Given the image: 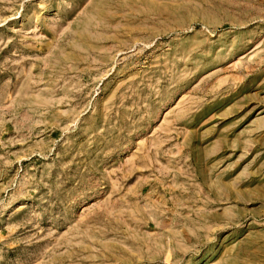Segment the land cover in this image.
<instances>
[{"label": "rangeland", "instance_id": "1", "mask_svg": "<svg viewBox=\"0 0 264 264\" xmlns=\"http://www.w3.org/2000/svg\"><path fill=\"white\" fill-rule=\"evenodd\" d=\"M0 264H264V0H0Z\"/></svg>", "mask_w": 264, "mask_h": 264}, {"label": "bare ground", "instance_id": "2", "mask_svg": "<svg viewBox=\"0 0 264 264\" xmlns=\"http://www.w3.org/2000/svg\"><path fill=\"white\" fill-rule=\"evenodd\" d=\"M255 243H257V242H255ZM253 244V243H252ZM258 245V244H257ZM257 245H256V247H257ZM253 249H254V247H253ZM257 254V253H256ZM257 256V255H256Z\"/></svg>", "mask_w": 264, "mask_h": 264}]
</instances>
